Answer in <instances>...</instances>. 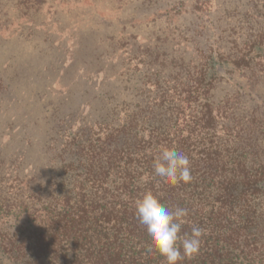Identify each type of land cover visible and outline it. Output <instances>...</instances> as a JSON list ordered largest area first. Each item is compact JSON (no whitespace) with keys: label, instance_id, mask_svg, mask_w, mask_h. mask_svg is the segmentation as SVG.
Here are the masks:
<instances>
[{"label":"trees","instance_id":"1","mask_svg":"<svg viewBox=\"0 0 264 264\" xmlns=\"http://www.w3.org/2000/svg\"><path fill=\"white\" fill-rule=\"evenodd\" d=\"M256 5L245 12L253 17L247 19L250 23L264 21L263 5L258 10ZM43 43L47 76L42 82L48 87L30 90L13 104L23 127L0 144V264H166L158 252L148 251L146 228L135 214L134 201L146 190L170 209H188L183 234L190 235L193 225L204 229L199 252L180 264H264V135L218 132L212 101V91L223 79L220 70L228 74L227 67H251L254 57L248 54L256 39L249 51L247 42L233 54L212 49L204 67H156L144 74L141 98L134 104L125 101L124 108L115 100L120 92L98 89L92 99L102 103L101 116L89 118L80 104L82 97L92 106L87 90L80 93L73 87L101 74L105 85L110 77L119 79V69L103 68L108 59L116 67V49L104 53L101 46L92 55L86 53L87 59L80 42L68 47L52 38ZM69 49L70 62L61 58L54 64L60 55L50 56L68 55ZM57 80L65 81L66 91H55ZM171 81L182 87H168ZM13 92L0 76V101ZM60 93L63 99L49 100ZM170 97L174 105V98L193 105L189 116L182 104L171 111ZM157 99L163 101L153 107ZM86 119L91 123H83ZM179 121L185 124L181 128ZM194 121L199 132L189 126ZM75 122L82 124L74 130ZM87 127L93 131L86 132ZM13 137L21 145L14 150ZM70 145L74 149L65 157ZM160 146L189 157L190 182L171 185L154 175Z\"/></svg>","mask_w":264,"mask_h":264},{"label":"rangeland","instance_id":"2","mask_svg":"<svg viewBox=\"0 0 264 264\" xmlns=\"http://www.w3.org/2000/svg\"><path fill=\"white\" fill-rule=\"evenodd\" d=\"M154 2L0 0V76L5 77L11 88L16 90L7 95L3 102L0 101V107L6 106L9 111L3 112L0 108V144L11 136L10 133L19 132L23 127V123L19 121L22 117L18 116L13 104L23 101L30 90H44L48 87L42 82L45 75L47 76L42 65L43 61L47 60L41 55L45 49L43 41L52 38L57 44L63 43L68 47L80 42L84 48L81 52L87 59L92 51H99L101 46L100 50H104V53L114 49L118 53L115 57L119 59H112L117 63L116 67L110 66L108 59L103 63V68L107 71L119 69L122 72L119 79H116V76L110 77L111 81L105 85V74H101L99 77L90 76L89 83L84 79L77 83L78 86L73 87L80 93L87 90L85 95L91 100L92 106L89 107L82 97L80 100L86 117L101 116L99 109L102 108V103L92 99L98 89L106 88L112 91L113 95L114 92H120L115 100L124 108L125 101L134 104L141 98L144 74L151 73L156 67H174L176 70L186 64H202L204 67L209 61L207 55H211L212 49L217 48L226 54H233L239 52L247 42L245 47L249 51L250 42L253 43V39H256L254 49L248 54L249 57H254L251 67L243 71L227 67V70H230L228 74L226 70H220L223 79L215 85L212 101L215 103L214 112L220 120L218 132H262L264 135V58L261 57V54H264V21L259 18L262 23H250L247 19H253L252 15H245L246 10L256 4L257 10L259 5H263L264 14V0ZM100 36H105L104 40L100 41ZM114 44L118 47L114 48ZM68 52V55H64V52H54L50 57L60 55L54 64H60L61 58H65L68 64L71 50ZM78 67L83 68L80 65ZM70 74L74 79L75 71L71 70ZM56 75L57 72L54 76ZM63 82L65 83L62 80L53 82L55 91H66ZM176 86L182 87L174 81L168 85L171 88ZM149 89L153 90L154 86ZM54 97L63 99L64 95H53L49 100ZM170 99L171 111L178 109L182 104L185 115L189 116L192 112L193 105L182 100L179 104L176 98L174 105L175 102L171 97ZM162 101L157 99L153 107ZM160 110L158 108V111ZM149 116L151 117L152 113ZM139 118L141 117L137 119ZM73 120L64 122L72 124ZM86 120L83 123L90 121ZM77 124L74 130L82 123ZM176 124L179 128L185 125L180 121ZM189 126L193 131L200 130L197 121ZM85 130L93 131L90 127ZM13 139L11 149L21 147L19 138ZM4 147L3 145L2 149ZM71 149L74 147L68 146L66 150L69 153L65 154V157L70 155Z\"/></svg>","mask_w":264,"mask_h":264},{"label":"clouds","instance_id":"3","mask_svg":"<svg viewBox=\"0 0 264 264\" xmlns=\"http://www.w3.org/2000/svg\"><path fill=\"white\" fill-rule=\"evenodd\" d=\"M153 161V173L164 183L176 185L190 182L189 157L175 148L160 146ZM147 182V177H142ZM135 214L144 225L150 240L149 252L155 250L164 257L166 264H180L186 257L199 252L204 229L193 225L191 234H183L188 209L166 207L151 190H146L134 201Z\"/></svg>","mask_w":264,"mask_h":264}]
</instances>
